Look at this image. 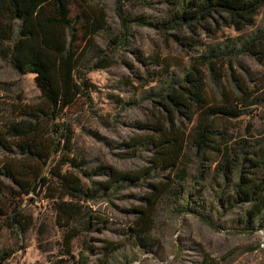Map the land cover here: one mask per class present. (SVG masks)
<instances>
[{
    "label": "trees",
    "instance_id": "obj_1",
    "mask_svg": "<svg viewBox=\"0 0 264 264\" xmlns=\"http://www.w3.org/2000/svg\"><path fill=\"white\" fill-rule=\"evenodd\" d=\"M95 1L0 0V57L23 75L35 74L41 92L38 105L18 107L19 121H10L0 131V149L20 158L18 164L0 161V178L8 181V185L0 181V220L19 238L15 246L0 251V264L17 252L26 251L25 238L33 226L32 219L13 199L17 194L28 196L34 181L49 185L48 175L55 182L52 197L55 224L64 231L67 252L66 259L55 264H89L90 256H99L98 264H115L113 256L125 247L116 242L106 241L96 247L86 239L78 260L73 254L74 240L84 234H103L107 230L109 220L95 210L91 202L125 184L139 183L152 173L166 174L164 181L151 185V191L142 197L143 203L131 210L138 218L127 233L138 245L147 244L155 212L161 205L166 204L177 215L193 212L187 202L191 190L178 173L190 134L201 171L204 162L212 161L213 154L222 152L217 132L219 122L244 115L243 108L252 99L253 95L237 77L234 66L240 55L264 60V21L262 26L256 27L264 0L182 1L171 18L164 21L163 28H198L218 16L237 32L248 28L253 31L235 38L225 48L210 47L206 53L192 58L190 70L184 76L168 73L163 86L146 92V98L159 100L161 109L166 112L164 122L156 123L154 135L137 142L151 146L149 167L138 171L117 170L111 166L90 169L85 157L70 155L73 137L61 118L80 96L91 99L92 83L88 74L116 63L117 51L129 44L131 28L125 11L126 2L130 0H116L121 18L120 34L109 33L107 15ZM104 35L106 38L101 43L99 39ZM222 67L226 68L224 73H221ZM208 80L221 89L215 100L207 93ZM226 82L231 90H227ZM262 94L264 96V92ZM181 117L193 122L190 131L177 125ZM252 154L241 149L235 159L220 162L215 174H221L227 181L230 174H238L231 198L250 205L247 216L256 220L264 217V182H258L257 173L252 171L261 168ZM67 165L78 170L80 176L70 170L63 171ZM98 176L105 179H93ZM202 178L201 172L198 179ZM219 200L224 201L222 195ZM203 264L215 263L206 255Z\"/></svg>",
    "mask_w": 264,
    "mask_h": 264
},
{
    "label": "rangeland",
    "instance_id": "obj_2",
    "mask_svg": "<svg viewBox=\"0 0 264 264\" xmlns=\"http://www.w3.org/2000/svg\"><path fill=\"white\" fill-rule=\"evenodd\" d=\"M182 1L186 0L127 1L125 11L131 27L128 46L117 51L112 67L88 74L92 83L91 99L82 95L64 112L62 122L68 125L73 137L70 155L85 157L90 169L111 166L117 170L138 171L149 167L151 146L137 142L154 135L156 123L164 122L166 112L161 109L159 100L146 98V92L163 86L168 73L184 76L190 70L192 58L206 53L210 47L225 48L235 38L253 31L248 28L237 32L218 16L198 28H163L164 21L171 18ZM95 2L107 15L109 33L120 34L121 18L116 0ZM263 21L264 8L256 19V27L262 26ZM105 38L106 35L101 36L99 41L104 43ZM234 68L239 80L253 95L243 108L245 114L219 122L217 132L222 152L213 154L212 161L204 162L201 171L191 133L178 169L179 177L185 178L183 184L191 190L187 202L193 212L177 215L166 204L161 205L155 212L149 242L138 245L127 233L138 218L131 210L143 203L142 197L151 191V185L164 181L166 174L152 173L139 183L125 184L91 202L109 224L103 234H84L74 240L73 254L77 260L84 241L89 239L96 247L106 241L125 245L113 256L115 264H203L206 255L215 264H264V217L249 219L247 211L251 206L231 198L238 174H230L228 181L221 174H215L220 162L235 159L243 149L253 153L252 157L261 165L260 169L252 171L257 173L258 182H264V60L240 55ZM225 69L222 67L221 73ZM225 85L231 90L228 82ZM220 92L221 89L207 81L211 98H219ZM255 97L256 101L251 102ZM40 102L35 74L23 75L0 57V131L10 121H19L18 107ZM177 125L190 131L193 122L181 117ZM0 161L18 164L20 158L0 149ZM66 170L80 176L79 171L69 165L63 168ZM201 172L204 178L200 180ZM47 177L51 181L49 185L34 181L28 196L17 194L13 199L32 219L33 226L25 238L26 251L17 252L4 264H55L66 259L64 231L55 224L52 199L55 182L50 175ZM93 179L104 180L105 176ZM0 181L8 185L3 177ZM83 181L90 185L85 178ZM221 195L224 201L219 200ZM3 225L0 220V251L19 242L15 232ZM98 258L90 256L89 264H98Z\"/></svg>",
    "mask_w": 264,
    "mask_h": 264
},
{
    "label": "water",
    "instance_id": "obj_3",
    "mask_svg": "<svg viewBox=\"0 0 264 264\" xmlns=\"http://www.w3.org/2000/svg\"><path fill=\"white\" fill-rule=\"evenodd\" d=\"M35 190V189H34Z\"/></svg>",
    "mask_w": 264,
    "mask_h": 264
}]
</instances>
